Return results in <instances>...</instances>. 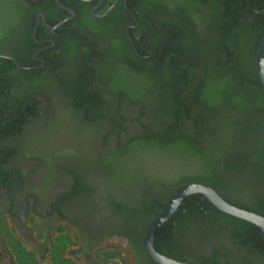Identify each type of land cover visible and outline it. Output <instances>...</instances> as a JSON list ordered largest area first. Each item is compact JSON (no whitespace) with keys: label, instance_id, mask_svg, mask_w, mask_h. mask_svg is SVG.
Here are the masks:
<instances>
[{"label":"trees","instance_id":"obj_1","mask_svg":"<svg viewBox=\"0 0 264 264\" xmlns=\"http://www.w3.org/2000/svg\"><path fill=\"white\" fill-rule=\"evenodd\" d=\"M128 2L134 10L130 0ZM1 3L5 8L8 5L19 7L15 1L2 0ZM141 8L143 13L135 14L140 18L141 30L136 46L139 51L142 46L147 48L145 54L150 56L146 60L137 59L123 26L110 29L105 26L108 19L101 20L106 36L117 31L118 44H112L103 36L106 48L101 51L93 45L83 46V40L73 35L72 42L64 45L63 57L70 63L65 60L67 68L62 70L60 83L49 76L54 83L50 82L43 73L39 83L29 85L34 93L14 97L12 106L1 110V186L10 191L11 178L16 173L20 176L18 170L8 166L17 150L3 143V135L15 136L25 123L37 117L36 95L40 96V92L54 84L69 98L72 112L82 122L109 120L116 125L114 131L103 137L104 154L99 155L98 160L103 161L101 170L106 178L119 189L136 186L141 190L140 204L127 210L131 217L140 219L136 227L142 237L166 199L189 183L207 186L229 204L264 218V86L254 68L256 48L264 32V0H143ZM32 29L28 33L27 28L23 33V43L31 50L30 54L38 48L31 38ZM102 57L109 65L96 66ZM1 63L2 59L0 68ZM120 67L126 75L138 78L143 87L142 97L139 95L133 100L140 104L135 117L130 114L127 117L121 105L111 114L101 108L105 97L98 88L110 90L115 99L132 101L129 93L117 89L113 82ZM154 92L165 98L163 109L166 112L161 124L156 117H148L145 106L146 99ZM4 94L2 90L0 104ZM10 97L11 94L5 104ZM125 120H134L139 129L128 130L122 125ZM113 133L118 134V138L112 143L113 147L108 148L107 139ZM39 140L40 137L33 144ZM155 159L166 163L163 173L167 170L177 174L176 179L164 187L169 191L164 201L152 195L150 201L145 200L146 189L152 190L160 181L153 177L157 169L153 164ZM80 163L81 168L87 165L84 161ZM149 175L152 182L148 181ZM76 188H81L80 179L76 181ZM243 197H247L246 202ZM115 207L125 209L122 204L116 203ZM4 218L0 213V232L6 238L14 264H78L65 256L68 244L63 237L50 240L45 261L38 260L34 252L12 240ZM197 232L212 234V237L223 235L241 248L252 244L264 257L262 237L256 226L219 211L199 194L187 196L173 216L155 232L154 248L163 256L183 261L184 251L192 249V243H196ZM214 262H218L217 259Z\"/></svg>","mask_w":264,"mask_h":264},{"label":"flooded vegetation","instance_id":"obj_2","mask_svg":"<svg viewBox=\"0 0 264 264\" xmlns=\"http://www.w3.org/2000/svg\"><path fill=\"white\" fill-rule=\"evenodd\" d=\"M1 1L0 93L4 90L5 96L2 98L3 103L0 104V112L8 105L13 104L11 100L14 97L32 92L29 85L32 82L39 83L43 73H46V78L50 82H53L50 78H55L54 80L60 83L59 79H62L63 76L62 70H66L67 63H70L63 57L64 45L72 42L73 35H78V39L83 40V46L93 45L104 51L106 47L103 36H106V30H102L101 20L108 19L105 26L110 29L123 26L122 30L127 33L132 50L138 55V60H146L150 56L145 54L148 52L147 48L142 46V50L139 51L136 46L141 38L139 33L141 30L140 18L135 14L143 13L141 8L143 0H130L134 10L130 9L128 0H117L116 6L106 14L105 12L111 8L115 0H7L15 1L19 5L18 8L9 5L5 8V4L3 5ZM5 12L7 13L6 17L3 16ZM103 14L105 15L102 16ZM160 17L163 19V15ZM129 20L131 21L129 22ZM147 20L144 19V21ZM142 26V29L146 31V37H148L145 24ZM31 27L33 28L31 38L38 45L32 54H30L31 50L26 46V43L25 45L23 43L24 30L28 28L29 33ZM106 37L112 41V44L119 43L120 36L117 31H111ZM101 59L96 63V66L109 65L106 63L105 57ZM22 63L26 64L25 67L21 66ZM46 64H48L47 69ZM24 69L29 72H18ZM122 69L120 67L115 73L113 82H116L117 89L122 88L129 93L132 101L115 99L110 90L102 91L101 88H98V91L105 97V103L101 108L111 114L116 111L117 106L121 105L123 113L127 117L129 114L135 117L134 112L136 109H140V104H136L133 100L139 95L142 97L143 87L140 86L138 78L130 74L126 75ZM49 76L51 77L49 78ZM56 88L53 84L49 89L40 92V96L36 95L37 102H39L37 117L31 119L32 121L30 120L29 123H25L22 130L15 136L7 138L3 135V143L10 144L17 150L8 162V166L18 170V174L20 173V176L16 173L11 178L10 191L0 184V213L5 217L4 221L11 230L12 240L19 241L28 250L34 252L38 260L41 261H45L49 241L63 237L68 244L65 256L78 264H155L143 246L144 235L142 237V233L136 227L140 219L131 217L127 210V208L135 209L140 204L141 190L138 187L119 189L106 178L103 170L95 172L96 170L88 165L85 166L86 169H81L80 161L74 159V161L68 160V163H61L62 165L57 168L62 173L58 174L65 178L62 185L43 187L41 186L44 185L42 182L35 180L39 169L45 170L43 163H40L35 157L34 159L28 158L27 164L20 163V159H25L24 157L27 155L25 151L34 148V146L27 145L29 139L24 141V138L35 130L31 128L35 126L42 129L54 128L68 120V112L73 114L76 120L75 126L80 130L87 129L92 125L95 130L110 132L114 131L116 127L113 121L109 120H100L95 123L82 122L80 117L72 112L69 98ZM9 94L12 97L5 104L4 101L7 100ZM15 117L17 118V116ZM144 122L148 123L145 120ZM122 125L128 130L139 129L134 120L131 122L125 120ZM81 134L86 135L84 131ZM103 137L102 141H104ZM124 137L125 135H123ZM1 138L2 136H0V143ZM117 138L118 134H111L106 143L109 145L108 148L112 147V143H116ZM34 149L36 151L32 150L33 155L41 157L42 154L38 153L39 148L35 147ZM28 165H30L29 169L24 168ZM155 166L157 169L153 177L160 181L152 190L146 189V201H150L151 195L164 201L169 196V191L164 189L165 185L176 179L177 174L174 171L165 170L163 173V166L166 167V165L161 163ZM96 176H100L101 181ZM151 176L149 175V182H152ZM77 179H80L81 188H76ZM89 183L93 187H97L98 200L93 197L92 193L90 196ZM107 183H111L113 186H109ZM228 196L233 197L232 194ZM81 197L85 200L82 201ZM242 199L247 201V197ZM96 203L99 208L95 210L93 204ZM116 203L117 205L122 204L125 209L115 207ZM78 204L81 207L88 209L93 207V209L88 213L83 208L80 209ZM4 206H10L12 210L5 212ZM210 235H206V233L200 235L197 232L196 243H192V249L184 251L183 261L174 260L188 264H264V257L252 244L248 243L247 248H241L223 235L218 237ZM214 258L218 262L215 263ZM0 262L14 264L6 245V238L1 232Z\"/></svg>","mask_w":264,"mask_h":264},{"label":"rangeland","instance_id":"obj_3","mask_svg":"<svg viewBox=\"0 0 264 264\" xmlns=\"http://www.w3.org/2000/svg\"><path fill=\"white\" fill-rule=\"evenodd\" d=\"M164 99L165 98H163V95L154 92L153 95H149L145 101L148 117L151 119L156 117V120L159 122V124L163 122V113L166 112V110L163 109ZM67 119L68 120H65L54 128L49 127L51 129L38 128L39 126L32 127L31 129L35 130L24 138V141H27L29 139V141H27L28 146L39 148L38 153H41L42 155H40L41 157L33 155L32 150L36 151L34 148L31 150H27L25 151V154H27L24 157L25 159H20V163L27 164L28 158L34 159V157L39 160L40 163H43V165L45 166V170L39 169L38 175L35 178V180L37 179L38 182H42L44 184L41 185L43 187L62 185V183L65 181V178L62 177L63 175H61V170H58L57 168L58 166L62 165L61 163L67 162L68 159L66 157H71V159H74L75 161H84L90 168L96 170L95 172L101 170V163H103V161L98 159L99 155L104 154V150L101 148L104 145L102 137L105 135V132L107 130H95L93 127L80 130L75 126L76 120L71 112H68ZM83 131L86 135L81 134ZM39 137L40 140L37 144L34 145L33 142H35V140H37V138ZM161 163L166 164L165 162H163V159H155L153 161L154 165ZM29 167L30 165L24 168L29 169ZM83 169L86 168L83 167ZM84 176H86L85 173ZM96 177L101 181V179L99 178L100 176ZM87 179L89 178L87 177ZM107 185L113 186L111 183H107ZM88 187L91 191L90 196L92 193L93 197L98 200V197L96 196L98 194L97 187H93L90 183L88 184ZM81 200L84 201L85 199L81 197ZM78 205L80 209L83 208L88 213L93 209V207H95V210L99 208L98 203L93 204V207L91 209L81 207L80 204ZM3 210L7 212L9 210H12V208L10 206H4ZM0 264L7 263L0 262Z\"/></svg>","mask_w":264,"mask_h":264},{"label":"water","instance_id":"obj_4","mask_svg":"<svg viewBox=\"0 0 264 264\" xmlns=\"http://www.w3.org/2000/svg\"><path fill=\"white\" fill-rule=\"evenodd\" d=\"M116 3L117 0H115L114 4L105 14L112 10L116 6ZM254 68L259 81L264 86V32L256 48ZM196 194L202 195L219 211L256 226L264 242V218L262 216L229 204L216 191L207 186L189 183L179 187L170 195L145 231L143 246L155 264H188L159 254L154 248V235L155 232L173 216L181 202L187 196Z\"/></svg>","mask_w":264,"mask_h":264}]
</instances>
